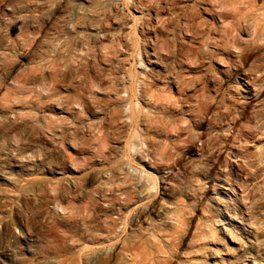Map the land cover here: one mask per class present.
Instances as JSON below:
<instances>
[{
	"label": "rangeland",
	"instance_id": "1",
	"mask_svg": "<svg viewBox=\"0 0 264 264\" xmlns=\"http://www.w3.org/2000/svg\"><path fill=\"white\" fill-rule=\"evenodd\" d=\"M134 263L264 264V0H0V264Z\"/></svg>",
	"mask_w": 264,
	"mask_h": 264
},
{
	"label": "bare ground",
	"instance_id": "2",
	"mask_svg": "<svg viewBox=\"0 0 264 264\" xmlns=\"http://www.w3.org/2000/svg\"><path fill=\"white\" fill-rule=\"evenodd\" d=\"M256 28V27H255ZM195 38V37H194ZM51 87V86H50ZM159 103V102H158ZM137 107V106H136ZM153 111V110H152ZM202 111V110H201ZM150 112V109H147L145 111L143 110H138L135 111L133 108H132V111L129 115V119L127 122V124H132L134 122V120H136V118H142L143 119V122L145 123V125L147 126V123H146V118H148V114ZM140 130V129H139ZM139 134L136 132V134H134V136H138ZM141 138V137H140ZM104 146V145H103ZM135 147V144L132 145V148ZM138 147V146H137ZM227 155V154H226ZM163 170V169H162ZM146 175V174H145ZM146 177V176H145ZM143 179V182H145L144 180V177L140 174H133V173H128L127 176H126V179L125 181H128V182H131V185L127 186L125 188V190H123L121 192V194L123 195V197L121 198L122 199V202L119 198H110L111 201H113V199H116L118 200V209L117 211L120 212L121 214L118 215V217H115V218H109V220H104L105 222V225H104V228L107 232V236H109L110 234H112V232L114 231L115 227L117 226L118 224V220H120L123 225H131L133 224V219H134V216L136 215V217L138 216V218L140 219L142 214L145 212H142V211H139L137 212L134 216H129V215H124L122 212H121V209L124 207V206H127L128 204L132 203L137 197H138V193H139V186H137V183L140 182V186H142L143 182H141V180ZM154 189V188H153ZM105 195V194H103ZM150 207V206H149ZM110 207L108 206L107 207V210H109ZM131 212V210H130ZM119 214V213H118ZM177 220L179 221V216H176ZM148 219L150 220L149 224L151 225V231L153 233H160L163 231L162 227L160 226V224H156L153 222L152 218H150L148 216ZM179 226V225H178ZM126 229V228H125ZM141 229V228H140ZM139 229V230H140ZM144 229H148V228H144ZM182 234V233H181ZM123 236V235H122ZM119 239V238H118ZM168 241V240H167ZM178 241V240H177ZM122 243L124 245H127L129 246V241L127 240H124L122 241ZM130 247L132 248L133 246L130 245ZM161 256V255H159ZM137 256L135 254H133V259L136 260ZM135 264V263H134Z\"/></svg>",
	"mask_w": 264,
	"mask_h": 264
}]
</instances>
